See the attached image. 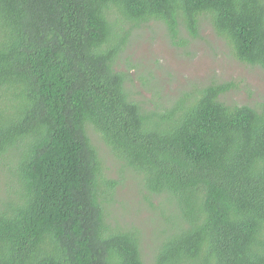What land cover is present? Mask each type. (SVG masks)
<instances>
[{
  "label": "trees",
  "instance_id": "1",
  "mask_svg": "<svg viewBox=\"0 0 264 264\" xmlns=\"http://www.w3.org/2000/svg\"><path fill=\"white\" fill-rule=\"evenodd\" d=\"M151 22L185 48L210 24L264 69V0H0V264H147L91 129L164 197L155 264H264V103L212 79L143 107L118 62Z\"/></svg>",
  "mask_w": 264,
  "mask_h": 264
},
{
  "label": "rangeland",
  "instance_id": "2",
  "mask_svg": "<svg viewBox=\"0 0 264 264\" xmlns=\"http://www.w3.org/2000/svg\"><path fill=\"white\" fill-rule=\"evenodd\" d=\"M134 33L118 67L128 74L126 86L132 98L146 109H154L156 104L166 103L169 96L176 97L212 79L234 84L223 96L229 105L264 103V69L238 61L210 24L203 25L200 36L187 48L176 45L164 25L157 22L136 28ZM90 133L108 158L109 177L118 181L110 205L111 225L139 230L142 256L147 264H155L154 252L167 228L163 212L169 215L161 203L164 197L147 192L128 170L122 174L98 133L93 129Z\"/></svg>",
  "mask_w": 264,
  "mask_h": 264
}]
</instances>
